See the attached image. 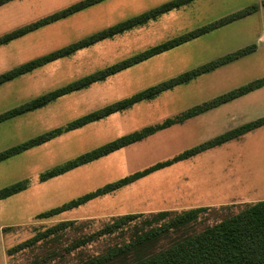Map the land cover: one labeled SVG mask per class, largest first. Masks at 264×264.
<instances>
[{"label": "rangeland", "instance_id": "374dc122", "mask_svg": "<svg viewBox=\"0 0 264 264\" xmlns=\"http://www.w3.org/2000/svg\"><path fill=\"white\" fill-rule=\"evenodd\" d=\"M74 1L76 0L6 2L0 5V36L67 7ZM105 1L0 45V73L40 56L38 54H47L48 51L104 25L118 22L122 17L140 13L142 11H138L145 7L139 8L144 4L141 3L143 0ZM261 1L196 0L124 34L78 50L62 60L42 65L0 85V113L95 68L189 31L199 23L223 17L222 14ZM152 7L154 6L144 10ZM263 14L264 9L251 14L244 22L232 26L228 31L230 34L240 35L237 39L239 46L257 43L255 54L165 90L152 100L139 102L124 111L113 113L1 161L0 189L24 178H29L31 182L24 191L0 199V264L28 263L26 255H9L7 249L31 237L35 226H48L69 219H92L94 228H98L113 216L126 213L221 206L264 199V133L254 135L253 132L241 142L231 141L225 143V146L223 144L176 162L79 207L50 218L36 217L42 211L96 190L132 172L173 158L236 126L229 128L220 125L225 122L221 119L227 118L228 113L233 112L232 109L243 113L242 116L247 114L240 118L243 119L241 124L264 116V90H257L245 98L173 124L141 141L47 181L38 180L42 171L100 144L148 125L161 123L238 84L264 77V60L260 59L261 55L264 56V46H258L257 42L260 30H264ZM212 38L213 44L220 36ZM192 52L193 48L185 47L167 54L160 53L131 69L109 76L103 82H96L87 89L64 95L41 109L0 122V151L64 125L111 101L129 97L177 76L178 69L193 60ZM258 61L261 63L260 67L256 66ZM260 103L262 104L259 105ZM211 127L213 129L208 131ZM205 128L207 132L204 131ZM97 249L98 246H93V250Z\"/></svg>", "mask_w": 264, "mask_h": 264}, {"label": "trees", "instance_id": "16d2710c", "mask_svg": "<svg viewBox=\"0 0 264 264\" xmlns=\"http://www.w3.org/2000/svg\"><path fill=\"white\" fill-rule=\"evenodd\" d=\"M11 0H0V5ZM105 0H79L65 8L46 15L28 25L0 36V45L32 32L42 26L59 21ZM196 0H169L150 10L132 16L47 54L38 56L0 73V85L60 58L71 56L78 50L90 47L105 39L146 24L149 20ZM264 0L229 13L200 27L166 39L124 59L97 69L63 86L45 92L0 113V122L47 106L58 98L89 88L109 76L139 64L155 55L173 49L210 31L245 18L260 7ZM255 43L224 54L175 77L140 90L133 95L89 111L64 125L44 131L21 143L0 151V162L16 156L57 136L81 128L89 123L124 111L133 105L156 98L165 90L184 84L199 75L211 72L225 64L253 53ZM264 86V77L196 104L180 115L140 130L123 134L39 174L41 182L64 174L81 165L98 160L112 152L181 123L214 107L245 95ZM264 125V118L246 122L232 128L182 153L158 161L142 170L132 172L96 190L73 198L59 206L36 215L44 219L63 211L79 207L90 200L127 186L155 171L176 162L196 156L206 150L238 139ZM31 180L24 178L0 189V199L27 189ZM92 219L62 220L48 226L33 227V235L7 249L9 255H26V264H264V199L230 203L221 206H198L185 209H164L134 212L113 216L101 227L94 228ZM17 229V228H16ZM93 246H98L93 250Z\"/></svg>", "mask_w": 264, "mask_h": 264}, {"label": "crops", "instance_id": "0c3cea01", "mask_svg": "<svg viewBox=\"0 0 264 264\" xmlns=\"http://www.w3.org/2000/svg\"><path fill=\"white\" fill-rule=\"evenodd\" d=\"M77 1H79V0H76V1H74V2H72V3H70V4H68L67 6H69V5H71V4H73V3H75V2H77ZM108 1H111V0H107V2ZM167 1H169V0H143L141 3H144L143 5H140V7L139 8H141V6L143 7V6H145L144 8H142V9H140L138 12H140V11H142V12H145V8L146 7H149V6H154V7H156V6H158V5H160V4H162V3H165V2H167ZM106 2V1H105ZM98 5V4H97ZM96 6V5H95ZM66 6H64V7H62V8H65ZM154 7H152V8H154ZM62 8H60V9H62ZM151 8V9H152ZM60 9H57V10H55V11H58V10H60ZM262 9H264V7L263 6H261L260 7V9L257 11V12H255V13H253L252 15H254V14H256V13H259L260 12V10H262ZM144 10V11H143ZM148 10V9H147ZM146 10V11H147ZM149 10H150V8H149ZM237 10H240V9H237ZM237 10H233V11H230V12H228V13H225V14H222V16H224V15H227V14H229V13H232V12H235V11H237ZM55 11H53V12H55ZM53 12H51V13H53ZM142 12H140V13H142ZM50 13V14H51ZM140 13H134V14H130V15H128V16H125V17H122V18H120L121 20H119L118 22H120V21H122V20H125V19H127V18H130V17H132V16H134V15H136V14H140ZM47 15H49V14H47ZM264 15V14H263ZM262 15V16H263ZM249 16H251V15H249ZM249 16H247V17H245V18H242V19H239V20H236V21H234V22H232V23H229V24H227V25H225V26H222V27H220V28H217V29H214V30H212V31H210L209 33H206V34H204V35H202V36H200V37H198V38H196V39H193V40H191V41H189V42H186V43H184V44H182V45H180V46H178V47H176V48H174V49H172V50H169V51H167V52H164V53H162V54H167V53H169V52H171V51H173V50H179V49H181V48H193V52H192V58H193V60H191V62L190 63H188L187 64V66H185V67H182V68H180V69H178L179 70V72H176V74L177 75H179V74H181V73H183V72H185V71H187V70H190V69H192V68H195V67H197V66H199V65H201V64H203V63H206V62H208V61H210V60H213V59H215V58H217V57H220V56H222V55H224V54H227V53H229V52H232V51H235V50H237V49H239V48H241V47H243V46H239L240 44L239 43H237V39L238 38H240V35L238 34V33H234V34H230L228 31L230 30V28L232 27V26H235V25H237V24H239L240 22H244L245 20H246V18H248ZM44 17V16H43ZM219 17H221V16H218V17H214V19H211V20H206V22H203V23H199V24H197V25H195V26H193V27H191L190 28V30H192V29H194V28H197V27H200V26H202V25H204V24H207V23H209V21L211 22V21H213V20H216V19H218ZM40 19V18H39ZM37 20H38V18H37ZM56 23V22H55ZM115 23H117V22H113V23H110V24H107V25H104V26H102L101 28H99L98 30H96V31H94V32H97V31H99V30H101V29H103V28H106V27H108V26H111V25H113V24H115ZM53 24V23H52ZM49 25H51V24H47V25H45V26H49ZM263 29H264V27H263ZM186 31H188V30H186ZM186 31H184V32H186ZM94 32H90V33H87V34H84V35H82L81 37H78V38H76V39H74V40H70V41H68V42H66V43H64L63 45H61V46H59V47H56V48H54V49H52V50H50V52L51 51H54V50H56V49H59V48H61V47H63V46H65V45H68V44H70V43H72V42H74V41H77V40H79V39H81V38H83V37H85V36H87V35H90V34H92V33H94ZM184 32H181V33H179V34H182V33H184ZM179 34H177V35H179ZM235 34L237 35V37H235ZM259 37L257 38V42H258V46H260V45H262V46H264V30H260V32H259ZM262 34V35H261ZM177 35H175V36H177ZM212 36H220V39L218 40V41H214V43L212 44V41H211V39H213L212 38ZM261 36V37H260ZM174 37V36H173ZM171 38V37H170ZM263 39V40H260V39ZM167 39H169V38H167ZM165 40V39H164ZM164 40H162V41H164ZM242 40V39H241ZM161 41V42H162ZM261 42V43H260ZM244 43V42H243ZM255 44H257V43H255ZM228 47V48H227ZM258 48V47H257ZM145 49V48H144ZM222 49V50H221ZM143 50V49H142ZM142 50H140V51H142ZM140 51H137V52H140ZM137 52H135V53H137ZM255 52L256 51H254L253 53H251V54H248V55H246V56H244V57H241V58H239V59H237V60H234V61H232V62H230V63H228V64H225V65H223V66H221V67H219V68H217V69H215V70H213V71H217V70H220V69H222V68H224V67H228L229 65H233L235 62H237V61H239V60H241V59H243V58H246V57H249L250 55H252V54H255ZM46 53V52H45ZM47 53H49V51L47 52ZM42 54H44V53H41V54H38V55H42ZM134 54V53H133ZM130 55H132V54H130ZM130 55H128V56H130ZM128 56H125V57H123V58H121V59H124V58H126V57H128ZM157 56H159V55H157ZM262 57L260 58V59H263L264 60V56L263 55H261ZM38 57V56H37ZM34 58H36V57H34ZM66 58V57H65ZM33 59V58H32ZM63 58H60V59H58V60H62ZM121 59H118V60H116V61H114V62H117V61H119V60H121ZM58 60H56V61H58ZM114 62H110V63H108V64H105V65H103V66H100L99 68H95V69H93L92 71H90V72H87V73H85V74H83V75H81V76H79V77H82V76H84V75H86V74H89V73H92V72H94L95 70H97V69H100V68H103V67H105V66H107V65H109V64H112V63H114ZM51 63V62H50ZM49 63V64H50ZM22 64V63H21ZM260 62L258 61V62H256V66H258V67H260ZM45 65H48V63L47 64H45ZM44 65V66H45ZM137 65V64H136ZM136 65H134V66H132V67H130V68H128V69H131V68H133V67H135ZM127 70V69H126ZM125 71V70H124ZM212 71V72H213ZM205 75V74H204ZM79 77H77V78H79ZM77 78H74V79H71V80H69L68 82H66V83H64V84H61V85H59V86H57V87H55V88H58V87H60V86H63V85H65V84H67V83H69L70 81H72V80H75V79H77ZM100 82H103V81H100ZM231 83V82H230ZM242 84V83H241ZM244 84V83H243ZM242 84V85H243ZM238 86H241L240 84H238L237 86H235L234 88H236V87H238ZM55 88H51V89H49V90H46V91H44V92H42V93H39V94H37V95H35V96H33V97H31V98H34V97H36V96H38V95H41V94H43V93H45V92H48V91H50V90H53V89H55ZM234 88H232V89H234ZM257 90H264V86H262V87H260V88H258V89H256V90H254V91H251V92H249V93H247V94H245V95H242V96H240V97H237V98H235V99H233L232 101H230V102H227V103H231V102H234V101H237V100H240V99H242V98H245V97H247V96H249L251 93H254V92H256ZM227 92V91H226ZM31 98H29V99H31ZM28 99V100H29ZM261 99H263L262 97H261ZM27 101V100H26ZM115 101H117V100H115ZM23 102H25V101H23ZM22 102V103H23ZM111 102H114V101H111ZM110 102V103H111ZM227 103H225V104H227ZM21 104V103H20ZM107 104H109V103H107ZM225 104H222V105H225ZM262 103H260L259 105H261ZM19 105V104H18ZM106 104H104V106H105ZM222 105H220V106H222ZM103 107V106H102ZM229 109H232V108H230L229 107ZM95 110V109H94ZM233 110V112H229L228 113V115H227V118H222L221 120L223 121V120H225V122H222L220 125H221V127H222V125H226L225 127H227V126H229V128H230V126H234V125H236V126H234V127H232V128H235V127H237V126H240V125H242L241 123H243V119H240V118H243V117H246V115H244V116H242L243 115V113H241L240 111H236L235 109H232ZM92 111V110H91ZM87 113V112H86ZM85 114V113H84ZM83 115V114H82ZM81 116V115H80ZM259 118H264V116H261V117H259ZM240 119V120H239ZM237 121H240V122H237ZM237 122V123H236ZM249 122V121H248ZM235 123V124H234ZM224 127V126H223ZM232 128H230V129H232ZM213 129V127H211V129H209L208 131H211ZM230 129H228V130H230ZM228 130H226V131H228ZM200 131H203V130H200ZM204 131L205 132H207V129L205 128L204 129ZM226 131H224V132H226ZM224 132H222V133H224ZM253 132H255V133H253ZM261 134V133H264V125H262V126H260V127H258V128H256V129H254V130H252V131H250V132H248V133H246V134H244L242 137H240L239 139H235V140H232L233 142H241V140H243V139H245L246 138V136H248L249 134ZM221 134V133H220ZM213 138V137H212ZM205 139H207V138H205ZM210 139V138H209ZM229 142H231V141H229ZM228 143V142H227ZM236 144H238V143H236ZM223 146V145H222ZM224 146H225V144H224ZM256 199V198H255ZM258 200H263V199H258ZM258 200H254V201H258ZM245 202H247V201H245ZM250 202V201H249Z\"/></svg>", "mask_w": 264, "mask_h": 264}]
</instances>
